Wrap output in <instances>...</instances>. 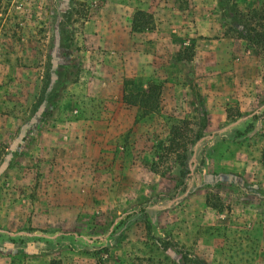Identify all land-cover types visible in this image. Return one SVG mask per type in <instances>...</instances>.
Wrapping results in <instances>:
<instances>
[{"label":"rangeland","instance_id":"374dc122","mask_svg":"<svg viewBox=\"0 0 264 264\" xmlns=\"http://www.w3.org/2000/svg\"><path fill=\"white\" fill-rule=\"evenodd\" d=\"M262 3L0 0V264H264Z\"/></svg>","mask_w":264,"mask_h":264},{"label":"trees","instance_id":"16d2710c","mask_svg":"<svg viewBox=\"0 0 264 264\" xmlns=\"http://www.w3.org/2000/svg\"><path fill=\"white\" fill-rule=\"evenodd\" d=\"M136 15L150 17L144 12H137ZM237 15L242 22V27L246 34L244 40H246L253 49L257 50L264 56V3L260 4L257 8L247 11V13L238 11ZM159 93L160 86L154 84L150 85L147 90L139 92L136 95L139 97H148L146 98L148 99L146 100L147 103H153V105H155L158 103ZM148 106L150 105L148 104ZM187 132H191L188 121H182L179 125H175L171 128L168 146L165 149V154L167 156L176 155L179 151L182 152L187 150L188 146L194 142V139L196 138L186 135ZM205 203L207 206L215 209L220 207L218 204L212 203L208 196L205 199ZM96 264L106 263H104L102 259H98Z\"/></svg>","mask_w":264,"mask_h":264}]
</instances>
